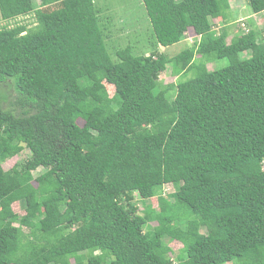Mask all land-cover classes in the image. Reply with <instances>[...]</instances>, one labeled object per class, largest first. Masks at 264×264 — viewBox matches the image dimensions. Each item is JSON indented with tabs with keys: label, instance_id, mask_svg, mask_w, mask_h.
Segmentation results:
<instances>
[{
	"label": "trees",
	"instance_id": "1",
	"mask_svg": "<svg viewBox=\"0 0 264 264\" xmlns=\"http://www.w3.org/2000/svg\"><path fill=\"white\" fill-rule=\"evenodd\" d=\"M141 1L155 51L129 44L113 60L120 38L95 0H0L2 19L37 21L0 28V84L13 82L23 110L0 106V264H264V44L213 30L229 0ZM247 3L264 12V0ZM189 29L193 47L159 51ZM169 65L193 74L173 95L160 83ZM135 194L159 210L141 215ZM166 239L181 243L178 262Z\"/></svg>",
	"mask_w": 264,
	"mask_h": 264
},
{
	"label": "rangeland",
	"instance_id": "2",
	"mask_svg": "<svg viewBox=\"0 0 264 264\" xmlns=\"http://www.w3.org/2000/svg\"><path fill=\"white\" fill-rule=\"evenodd\" d=\"M96 6L99 11V18L102 27L106 32H113L114 38H120L119 44L110 48L111 57L113 60H117L114 56V51L126 47L127 45H133L135 55H149L153 50L155 51V36L153 29L146 12L145 7L141 0H95ZM35 6H39V0H34ZM231 9L228 12L230 18L227 22H223L220 18L213 19V30L220 34L223 30L227 33V42L230 43L232 39L239 38L242 35L253 31L259 43L264 44V12L261 14H254L251 8L248 6L247 0H231ZM37 24L34 13L21 16L12 20H4L0 15V28L8 27L13 28L17 25H26L29 29L34 28ZM199 39L192 29L186 32L185 39L181 42L169 46L167 48L159 46V51L166 53L169 57H173L179 54L182 50L193 47L195 42ZM252 56L251 51H245L240 53L241 59H247ZM199 58V56H197ZM229 65L227 59H219L214 63L207 65L210 71L221 69ZM193 77L190 72L186 76L176 77L173 66L169 65L167 70L160 76V83L163 88L175 86L178 81L187 80ZM106 91L110 97L114 96V86L104 81ZM175 89V88H174ZM171 89L170 94H174L175 90ZM18 94L14 89L13 82L7 81L0 84V106L4 110L12 111L15 115H20L22 109L16 104ZM80 125H83L82 121H79ZM30 156L28 149H24L19 155L14 158H7L3 161L2 166L5 170L11 169L15 165L24 164ZM41 171L35 173L38 175ZM36 185V183L34 182ZM175 192L172 185H166L163 188V195L168 201L174 202V199L170 196ZM135 202L139 208V213L142 215L144 208L148 206L155 210L158 208V199L156 197L142 201L138 194H135ZM12 208L16 214L22 216L25 214L23 208L18 203H13ZM148 228L144 230V233L150 235L153 227L156 223L149 221ZM25 234H29L30 230L26 227H22ZM202 232H205L203 230ZM165 242L172 249L170 257L178 262L177 256L181 254L182 245L178 241H171L166 239Z\"/></svg>",
	"mask_w": 264,
	"mask_h": 264
},
{
	"label": "crops",
	"instance_id": "3",
	"mask_svg": "<svg viewBox=\"0 0 264 264\" xmlns=\"http://www.w3.org/2000/svg\"><path fill=\"white\" fill-rule=\"evenodd\" d=\"M229 3H230V5H231V0H229ZM263 13V12H262ZM259 14H261V13H259ZM161 49V48H160Z\"/></svg>",
	"mask_w": 264,
	"mask_h": 264
}]
</instances>
